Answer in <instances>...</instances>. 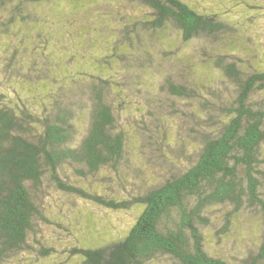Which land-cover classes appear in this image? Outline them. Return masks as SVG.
I'll use <instances>...</instances> for the list:
<instances>
[{
    "label": "trees",
    "instance_id": "obj_1",
    "mask_svg": "<svg viewBox=\"0 0 264 264\" xmlns=\"http://www.w3.org/2000/svg\"><path fill=\"white\" fill-rule=\"evenodd\" d=\"M233 1L0 0V264L53 257L38 225L56 192L142 208L121 236L71 245L70 264H264V68L232 58ZM190 46L216 78L184 73ZM162 141L178 171L102 191L126 190L135 151ZM222 209L217 235L242 210L260 220L240 262L207 247Z\"/></svg>",
    "mask_w": 264,
    "mask_h": 264
},
{
    "label": "rangeland",
    "instance_id": "obj_2",
    "mask_svg": "<svg viewBox=\"0 0 264 264\" xmlns=\"http://www.w3.org/2000/svg\"><path fill=\"white\" fill-rule=\"evenodd\" d=\"M222 7H229V10L232 11L233 18L229 22L236 27V32H233L236 42L233 46L227 45L233 50L230 51L233 53L232 58L236 59L237 57L241 60L239 64L244 69L264 68V0H234L233 5L231 2ZM194 47L190 46V51H187L193 58L192 64L183 67V71L186 75L192 76L190 77L192 80H197L200 77V85L201 78H216L218 71L210 67L212 66L211 61L207 66L203 63L200 65L199 63L205 60L206 56L199 51H194ZM142 142L138 137V143ZM167 142H170L169 139L166 140ZM160 145L151 144L147 148L140 145L135 151L138 154L135 153L130 158V165L133 168L136 167V170L132 172L130 182L124 183L126 190L121 189L123 186H118L117 183L105 181L100 186L102 191H106L109 195H123L128 189L143 191V188H140L142 182L150 183L171 172L178 171L182 163L186 162L185 159L174 153L176 147L172 144L167 147L162 141ZM49 198L51 203L46 216L47 221L51 223L40 221L38 230L42 235L40 241L44 240L54 247L53 257L44 262H37L35 260L37 254L29 253L19 256L17 260L13 261V264L73 263L74 260L68 258V249L71 245L82 242L105 243L121 236L135 223L138 213L142 209L141 206L136 205L128 209L113 210L91 200H82L79 196L69 193L56 192L53 197ZM222 211L212 213L213 227L204 230L207 247L213 253L221 254L229 261L234 258L240 262L243 256L247 255L257 244L260 220L256 217L255 211L242 210L231 218L229 216L228 235L224 236L220 233L217 235L216 227L221 226L225 221L224 211L226 210L222 209ZM53 218L56 223L52 222ZM88 219L92 221V225ZM75 264H80V260L76 259Z\"/></svg>",
    "mask_w": 264,
    "mask_h": 264
}]
</instances>
